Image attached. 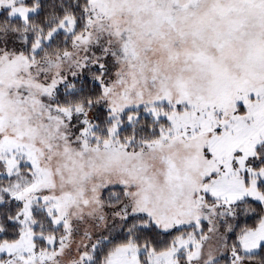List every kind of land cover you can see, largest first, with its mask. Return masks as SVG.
Segmentation results:
<instances>
[{
    "label": "rangeland",
    "instance_id": "1",
    "mask_svg": "<svg viewBox=\"0 0 264 264\" xmlns=\"http://www.w3.org/2000/svg\"><path fill=\"white\" fill-rule=\"evenodd\" d=\"M150 1L88 0L87 28L53 56L36 54L52 34L71 32L70 20L29 50L27 31L0 28V178L21 166L32 177L0 189L21 227L0 245V264H87L134 216L162 233L194 228L168 251L148 252L145 264H256L238 258L229 239L247 214L243 200L264 205L256 189L264 184V19L234 18L206 1L158 0L164 13L144 14ZM26 4L0 0V13L26 24L38 12ZM83 80L100 85L99 101L84 111L53 106L55 91ZM140 107L167 120L161 139L132 150L112 126L107 141L91 144L98 111L116 119ZM38 203L57 233L33 231ZM262 221L238 240L239 253L264 245ZM144 252L120 247L105 264H140Z\"/></svg>",
    "mask_w": 264,
    "mask_h": 264
},
{
    "label": "trees",
    "instance_id": "2",
    "mask_svg": "<svg viewBox=\"0 0 264 264\" xmlns=\"http://www.w3.org/2000/svg\"><path fill=\"white\" fill-rule=\"evenodd\" d=\"M158 0H151L145 6L144 10L151 13H164L165 2L160 1L161 5L156 2ZM169 1V0H168ZM208 2L211 3L210 8L213 9L214 3L222 4V12L229 15L232 13L234 18L237 15H252L258 14V17L264 19V0H241V4H237V0H170L176 4L179 2ZM155 2V3H154ZM240 2V1H239ZM164 4V7L162 5ZM35 5L38 12L27 19L26 24L19 20H11L7 16L8 11L0 13V28L8 26L7 29H18L22 32L27 31L29 37L26 42V47H30L40 39L42 41L45 35L50 34L53 30L59 27L64 21L63 27H66L70 22L73 25V30L69 33L58 31L50 38L46 44H42L38 50L36 57L53 56L62 53L68 47L70 42L80 33H82L88 25V15L83 13V9L88 5V0H27V7ZM239 27H245L246 24H241L237 21ZM253 20L248 25L253 24ZM230 25V24H228ZM233 25V24H232ZM25 27V28H24ZM6 28V27H5ZM102 92L101 87L97 83L89 80L81 82H73L70 85L58 89L53 94L52 104L57 109H64L74 112L84 111L88 109L91 104L99 101ZM238 113H244V110L237 108ZM144 108L129 110L122 113L116 119H109L108 114L104 110L96 113L95 127L93 130L94 139L91 144H102L109 139L108 130L112 126L117 127V143L126 146L132 150H139L147 144L158 141L163 137L169 129V124L166 119H154L150 115H144ZM138 115L137 119L129 120L130 116ZM97 141V142H96ZM264 168V163H259L257 166ZM24 178L26 183L31 182L32 177L29 173L28 166H21L19 173L10 177L0 178V189ZM246 186H247V180ZM258 192L264 196V184L259 183L256 187ZM0 245L2 243H11L17 240L21 227L16 221L18 213V206L6 195L3 191L0 192ZM107 196V194L105 195ZM245 206L246 215L241 220L240 224L234 230V234L229 239L230 246L233 250L238 252V258L251 261L256 264H264V245H261L258 252L253 255H243L238 250V240L247 232L256 230L264 217V205L252 201L243 200L241 203ZM46 205L40 203L34 204L31 208V216L34 225V232L42 237L49 236L58 232V229L52 227L50 218L45 212ZM194 231V228H185L172 231L170 233H162L157 227L145 216L130 217L124 223L121 231L116 233L110 240L101 243L95 250L94 255L87 264H105L109 256L118 248L124 246H134L138 249H144L145 252L139 254L140 264H145L144 259L147 253L160 254L168 251L174 244V241L179 237L187 236L188 233ZM232 259L226 258L212 264H231Z\"/></svg>",
    "mask_w": 264,
    "mask_h": 264
},
{
    "label": "crops",
    "instance_id": "3",
    "mask_svg": "<svg viewBox=\"0 0 264 264\" xmlns=\"http://www.w3.org/2000/svg\"><path fill=\"white\" fill-rule=\"evenodd\" d=\"M262 222H263V221H261V223L259 224L260 226H261ZM257 228H258V227H257Z\"/></svg>",
    "mask_w": 264,
    "mask_h": 264
}]
</instances>
